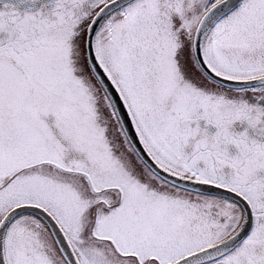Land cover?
I'll return each mask as SVG.
<instances>
[{
	"label": "snow or ice",
	"instance_id": "6c2138e0",
	"mask_svg": "<svg viewBox=\"0 0 264 264\" xmlns=\"http://www.w3.org/2000/svg\"><path fill=\"white\" fill-rule=\"evenodd\" d=\"M0 264H264V0H0Z\"/></svg>",
	"mask_w": 264,
	"mask_h": 264
}]
</instances>
